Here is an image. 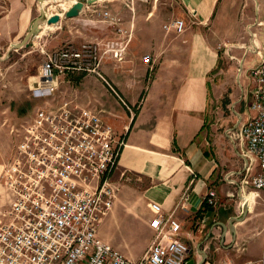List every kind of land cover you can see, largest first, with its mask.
I'll list each match as a JSON object with an SVG mask.
<instances>
[{
	"label": "crops",
	"instance_id": "0c3cea01",
	"mask_svg": "<svg viewBox=\"0 0 264 264\" xmlns=\"http://www.w3.org/2000/svg\"><path fill=\"white\" fill-rule=\"evenodd\" d=\"M221 1L179 0L186 29L178 36L163 29L167 23L149 17L143 19L136 12L123 22V26L121 24L126 34H115L111 39L114 48H117L115 43H119L121 59L105 52L101 73L124 104L91 76L67 77L61 86V96L78 107L101 110L104 123L124 143L110 180L121 192L129 190L134 176L143 182L139 183V194L147 213L143 218L137 216L150 226L154 218L151 203L160 205L163 215L171 214L181 225V239L189 248L187 262L264 264V208L256 199L251 202V198H246L245 202L241 196L243 159L240 150L228 140L226 129H217L218 122H212L209 112L211 94L217 84L213 83L215 71L221 58L217 41L212 42L209 36L216 34L213 16ZM249 1L254 4L257 26L251 30L249 53L244 50L239 64V71L248 76L251 68L264 63V0ZM50 3L53 2L43 5L45 11ZM40 6L38 0H0V69L13 53L23 58L32 51L59 48L64 41L62 31L44 37L42 29L27 49L8 52L11 45L20 43L29 31ZM250 13L249 9H243L245 17L249 18ZM96 14L101 16V0L84 5L79 16L70 20L72 25H85ZM62 24L60 18L54 30H62ZM41 27L45 31L54 28ZM145 55L151 57V67L142 62ZM0 75L4 72L0 71ZM36 75L29 84L28 99L17 96L14 86L6 83L2 85L9 91L1 92L4 95L0 98L10 99L9 103L18 106L25 105L27 100L37 102L36 105L41 102L42 106L45 101L31 95ZM94 80L101 84V89ZM249 82L252 86L250 77ZM36 108L19 123L33 115ZM247 112L248 108L245 113L238 114V119L245 120ZM3 137L0 124V174L11 151ZM230 171L235 173V185L224 180ZM208 189L216 192L215 207L204 203ZM8 204L9 193L0 182V212ZM135 221L133 213L126 215L125 224L135 227ZM103 222L104 219L101 224ZM98 237L104 241L99 228Z\"/></svg>",
	"mask_w": 264,
	"mask_h": 264
},
{
	"label": "built area",
	"instance_id": "2783aa9c",
	"mask_svg": "<svg viewBox=\"0 0 264 264\" xmlns=\"http://www.w3.org/2000/svg\"><path fill=\"white\" fill-rule=\"evenodd\" d=\"M103 17L116 34H126L118 17L108 12ZM163 29L178 36L186 23L175 19ZM118 44L114 48L109 41L101 52L97 43L89 42L40 49L42 59L31 95L45 104L10 127L14 142L0 174L10 197L8 207L0 212V264L187 263L189 248L181 239V225L171 214L163 215L156 203L150 204L153 239L141 259L126 257L98 237L99 225L119 192L110 175L124 143L104 123L101 110L63 99L61 86L71 75L91 76L123 103L101 73L105 52L121 59ZM142 62L153 64L148 55ZM249 77L248 115L226 131L243 159L240 192L251 187L264 190V63L251 68ZM234 174H225L227 184L235 185ZM217 202L215 190L208 189L205 205L215 207Z\"/></svg>",
	"mask_w": 264,
	"mask_h": 264
},
{
	"label": "rangeland",
	"instance_id": "374dc122",
	"mask_svg": "<svg viewBox=\"0 0 264 264\" xmlns=\"http://www.w3.org/2000/svg\"><path fill=\"white\" fill-rule=\"evenodd\" d=\"M73 3L74 1L70 2L67 0H56L55 3H50L46 11H52L53 14H62V30H54L55 26H49L54 28L45 31V28L41 27L43 34H41V31L39 35L48 37L55 31H62L65 38L60 46L64 43L73 45L77 42L79 44L87 42L97 43L101 52V50L105 49L104 45L109 41H113L111 39L116 34L114 27L104 19V12L118 17L122 26L123 22L130 18L134 12L139 13L143 19L149 17L164 23H169L175 19L184 20L185 17L179 0H101V16L96 14L94 18H91V22L85 25L82 23H74L72 25L70 19L65 20L63 13ZM253 7L254 4L249 0H222L213 16L214 32L217 35L212 33L209 38L212 42L214 40L217 41L221 58L219 59L218 70L215 71L216 77L213 83L217 84L213 87L209 112L212 115V122L214 120L218 122L217 129L219 131L237 126L239 123L238 114L246 112L251 100L248 93L251 89L249 76L248 73L242 74L239 71V64L244 50L246 49L249 53L250 42L252 41L251 30L253 26H257ZM243 9L251 11L249 18L243 15ZM39 15V11H36L34 19L39 17ZM46 26V24L43 25V27ZM227 49L229 50L225 53ZM110 54L112 55L111 52ZM41 59V55L37 50L26 54L23 58H20L17 53H13L7 64L1 66L2 69H0L2 74L4 72V75H0V96L3 98L4 94L1 92L9 91V88H6L7 86L2 85L6 83V85L12 84L14 86L13 91L17 96L28 99L30 94L28 87L37 73ZM15 62L17 63L13 67L9 66V64ZM95 82L101 89V84L97 81ZM2 98H0V115L3 121L0 124L3 127L4 137H6L11 147L14 141L9 133L10 127L17 125L24 116L30 115L34 108L40 107L41 102L36 105L37 102L29 103V100H27L25 105L18 106L17 104L9 103L10 99ZM243 178L244 175H242L241 180ZM130 183L131 186L128 191L121 192V189H119L112 210L104 218V222L100 223L99 229L107 244L120 251L126 257L132 260H139L145 255L152 242L153 231L147 221H142L143 216L147 213L139 194V183L143 184V182L134 176ZM241 196L247 197V199L251 198V202L256 199L264 208V190L255 191L251 187L244 189ZM132 213L136 220L135 227L125 224L126 215L130 216ZM137 215H142V218Z\"/></svg>",
	"mask_w": 264,
	"mask_h": 264
},
{
	"label": "water",
	"instance_id": "95a60500",
	"mask_svg": "<svg viewBox=\"0 0 264 264\" xmlns=\"http://www.w3.org/2000/svg\"><path fill=\"white\" fill-rule=\"evenodd\" d=\"M51 1H53L54 3L56 2V0H38V2L41 5L39 8V13H40L39 17L33 20L29 31L26 33V35L20 41V43L11 45V48L9 49L8 52H10V50L27 49L30 46L32 40L37 35H39L40 30H41V24L45 23L47 26H56L60 22L61 15L53 14L50 17H48L46 14L45 8L42 7V4L44 3L48 4ZM67 1H71V0H67ZM97 1L98 0H75L74 3L71 5V7L68 8L63 13V15L66 19L76 18L81 13L84 5L94 4ZM238 220H241V219H238ZM186 264H194V263L193 261H188Z\"/></svg>",
	"mask_w": 264,
	"mask_h": 264
},
{
	"label": "bare ground",
	"instance_id": "6f19581e",
	"mask_svg": "<svg viewBox=\"0 0 264 264\" xmlns=\"http://www.w3.org/2000/svg\"><path fill=\"white\" fill-rule=\"evenodd\" d=\"M72 1H75V0H71L70 2H72ZM42 7H43V4H42ZM46 14H47V15H53V12L47 10V11H46ZM43 25H45V23L41 24V26H43ZM246 198H247V197H244V201L246 200ZM245 202H246V201H245Z\"/></svg>",
	"mask_w": 264,
	"mask_h": 264
}]
</instances>
